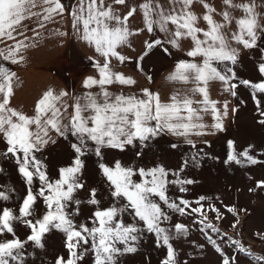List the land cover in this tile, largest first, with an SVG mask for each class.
Returning a JSON list of instances; mask_svg holds the SVG:
<instances>
[{
  "label": "snow or ice",
  "instance_id": "6c2138e0",
  "mask_svg": "<svg viewBox=\"0 0 264 264\" xmlns=\"http://www.w3.org/2000/svg\"><path fill=\"white\" fill-rule=\"evenodd\" d=\"M126 3L127 0H112L110 4H106L105 0H75L71 9L66 10L61 0H0V44L13 41L6 47H0V60L12 64L24 62V53L32 46L26 42L31 38L26 35L24 21L35 18L37 28L33 31L39 36V29L44 28L46 22H54L57 16L63 18L65 15L71 19L75 38L93 48L99 57L93 60L99 78L90 76L83 81V88L89 91L72 96L66 91L57 93L50 88L37 101L33 116L11 107L16 73L0 65V137L7 145L4 155H11L15 159L18 172L29 186L18 214L7 207L0 209V236L6 233L15 236L14 225L19 222L30 229L27 240L43 248L45 235L53 229L59 230L64 233L69 256L67 259L58 257L56 264H79L89 250L94 253V264H116L118 255L137 251L133 245L140 239L142 232L139 222H143L147 232L154 233L167 246V258L162 264H176L175 250L170 243L173 230L161 226L170 217L155 198L181 215L199 214L202 217L200 223L203 224L207 220L202 203L204 197L197 201L200 206L193 208L188 200L181 199L177 203L167 194L169 184L191 185L194 181L180 179L183 167L179 171L170 172L163 166L150 169L124 167L119 160L113 167L99 163L111 196L117 202L123 200L126 203L120 207L101 209L96 199V190L92 189L88 203L97 206L91 217L92 226L78 225L68 208L75 205L73 212L79 213L80 201L75 193L85 186L80 177L84 168L82 157L86 154L89 141L95 145L94 154L101 160L106 149L124 151L137 141L144 145L161 133L183 137L188 145L195 148V141L191 137L211 134L210 129L224 131L223 120L228 115L229 105L227 101L221 104L211 99L209 89L212 82H219L231 96H236L235 89L239 85L252 89L258 109L260 100L256 99V95L264 94V81L253 83L241 80L234 70L240 60V48L234 44L254 49L258 40L264 36V16L257 12L255 0L247 3L223 0L224 10L218 13L222 17L221 21L215 19L216 9L207 0H167V7L160 0H144L139 8L130 5L127 13L121 15L114 5ZM194 3L201 4L205 9L202 16L192 11ZM232 9L240 10L243 15L235 18ZM138 11L143 17V27L133 30L129 20ZM233 21L237 31L229 34L225 29ZM201 22L207 25L206 29L199 26ZM144 31L153 36L159 31L164 34V39L145 41V52L136 62L141 72L144 57L154 48L159 47L165 54L171 55L169 46L179 51L182 50L181 41L192 42V48L186 53L191 59L178 61L174 71L167 77L171 82L191 84L192 87L176 90L169 102H163L158 92L154 93L147 88L142 90L140 96L125 95L123 92L117 94L109 90L113 84H136L134 78L116 71L113 61L120 64L130 61L131 58L123 55L120 49L130 47L131 38ZM56 35L64 37L68 33L57 32ZM197 57L202 58L200 63L196 62ZM258 70L264 75V63L259 64ZM147 79L151 81L152 77L148 75ZM235 81H239V84ZM97 87L98 92L91 91ZM196 96L200 99H194ZM260 115L264 117V111H260ZM205 116H211L213 122L206 123ZM259 123L264 124V119ZM52 133L64 139L71 135L77 141L71 144L75 153L72 164L60 168L56 180L49 178L46 166L36 155L49 143L56 142ZM172 147L177 145L173 144ZM228 148L226 163L234 161L240 164L241 158L251 164L260 163L249 155L248 149L238 153L233 141L228 142ZM140 154L137 152L138 156ZM187 163V160L184 161V165ZM137 175L141 177L140 182L133 180ZM170 175L176 179L169 180ZM34 179L40 184L35 192L32 190ZM258 186L264 187V181L258 182ZM180 190L187 189L181 187ZM38 198L43 199L46 210L40 218L33 219ZM8 199L7 193L0 192V201ZM210 208L217 213L216 218L220 219L219 210ZM187 209L190 212H186ZM228 210L234 211L231 208ZM124 213L137 218V223L125 224L120 218ZM206 227L214 233L220 232L211 223ZM174 233L185 236L188 228L176 224ZM205 235L222 256V264H236V260L225 255L211 235L207 232ZM229 239L239 252L246 253L255 264H264V256L254 255L240 241ZM120 244L124 245L123 249L117 246ZM24 246L25 242L19 238L0 241V264H11L12 261L23 264L21 252Z\"/></svg>",
  "mask_w": 264,
  "mask_h": 264
},
{
  "label": "rangeland",
  "instance_id": "374dc122",
  "mask_svg": "<svg viewBox=\"0 0 264 264\" xmlns=\"http://www.w3.org/2000/svg\"><path fill=\"white\" fill-rule=\"evenodd\" d=\"M68 59L64 60L67 66ZM261 63H264V36L261 37L256 48L248 49L240 57L234 70L241 80L261 82L264 81V75L258 70ZM235 82L239 84V81ZM235 91L237 93L234 96L235 109L230 126L215 139L195 144V148L159 135L145 142L144 145L137 141L134 145L127 146L124 151L106 149L101 160L94 154V146L88 144L86 154L82 157L84 168L80 177L85 186L75 193V197L80 201L79 213L73 212L75 205L68 208L69 213H73L75 223L92 226L91 217L97 208L96 205L88 203L92 189L96 190V199L99 200L101 209L120 207L126 203L123 200L117 202L111 196L109 184L101 173L99 163L113 167L119 160L124 167L150 169L163 166L170 172L179 171L183 167L180 179H190L194 183L169 184L167 194L177 203L181 199L188 200L193 208L199 207L197 201L204 197L202 203L207 220L202 224L200 223L202 217L199 214L181 215L173 212L155 198L170 217V220L164 221L161 226L173 230L170 243L175 250L176 264H222V256L208 242L205 232L216 240L225 255L236 260V264H255L246 253L239 252L229 238L240 241L254 255L264 256V187L258 186V182L264 181V124L259 123L264 119L260 115V111H264V94L256 95V99L260 100L258 109L252 96V89L239 85ZM229 141L235 143L238 153L248 149L249 155L260 163L251 164L243 158L240 164L234 161L226 163ZM76 142L75 137L69 135L67 139L61 138L42 152L36 153L37 158L46 166L51 180L59 178L60 168L72 164L75 153L71 144ZM173 144L177 147L173 148ZM6 148L7 146L0 144V192L7 193L9 199L0 201V209L7 207L18 214L29 186L18 172L15 159L11 155H4ZM137 152L141 154L138 156ZM186 160L188 163L184 165ZM168 179L174 180L176 177L170 175ZM133 180L140 182L141 177L134 176ZM39 187V181L34 179L32 190L35 192ZM181 187L187 190L181 191ZM210 206L219 210L220 219L216 218L217 213L212 211ZM230 208L234 211L230 212L228 210ZM45 210V202L42 198H38L33 219L40 218ZM186 212H190V209ZM120 218L125 224L137 223V218L130 213H124ZM208 223L214 225L220 232H212L206 227ZM176 224L185 225L188 228L187 235H175ZM138 226L142 232L140 239L133 245L137 251L118 255L116 264H162L167 258V246L163 245L154 233L147 232L143 222H139ZM14 231L15 236L6 233L0 236V241L19 238L25 242L21 252L23 264H56L58 257L67 259L69 256L65 247L64 233L59 230L53 229L45 235L43 248L36 247L27 240L30 235L27 226L17 222ZM117 246L124 248L122 244ZM11 264L17 262L12 261ZM79 264H94V253L90 250L86 252Z\"/></svg>",
  "mask_w": 264,
  "mask_h": 264
},
{
  "label": "crops",
  "instance_id": "0c3cea01",
  "mask_svg": "<svg viewBox=\"0 0 264 264\" xmlns=\"http://www.w3.org/2000/svg\"><path fill=\"white\" fill-rule=\"evenodd\" d=\"M61 2L65 5L66 10H70L75 0H61ZM143 2L144 0H127L125 5H114V7L121 15H124L129 10L130 5L139 8V5ZM235 2L247 3L250 2V0H235ZM105 3L110 4L112 0H105ZM160 3L167 7V0H160ZM207 3L215 7L217 13L215 19L221 21L222 17L218 13L224 10L223 0H207ZM255 3L257 5V12L264 16V0H255ZM192 11L198 16H202L205 13V9L199 3H194L192 5ZM231 12L237 19L243 15L238 9H232ZM142 20V14L138 11L136 15L130 18L129 26L133 30L142 28ZM23 23L27 29L26 35L31 38L26 42L32 45L24 53V62L12 64L0 60V65L15 72L17 77L14 83V96L11 100V107L28 116H33L35 114L37 101L41 98L43 93L50 88L54 89L57 93L62 90L66 91L72 96L83 95L89 91L83 88V81L90 76L99 78L97 69L94 67L93 63V60L99 59V57L93 48L75 38L70 17L67 15L63 18L57 16L54 22H46L45 27L39 29V36L33 31V29L37 28L35 18L26 20ZM199 26L205 29L207 28V25L203 22H201ZM225 31L229 32V34L237 31L235 21H233L230 27L225 29ZM57 32H67L68 35L61 37L56 35ZM23 38L24 37H19V39ZM155 38L164 39V34L157 31L156 36H153L147 31H144L131 38L130 47L125 46L120 49L123 55L131 59L124 64H120L118 61L114 60L113 67L116 71L134 78L136 84L133 86L113 84L109 86L111 92L117 94L123 92L125 95L135 94L140 96L142 90L147 88L154 93L158 92L163 102H169L170 97L176 90H185L192 87L191 84L186 85L179 82H171L167 79L169 74L174 71L178 61L191 59L186 55L187 51L192 48V42L190 40L181 41L182 50L179 51L169 46L171 55L165 54L159 47L154 48L142 61L143 72L138 70L136 62L137 58L145 52V41H152ZM259 41L260 40H258V42ZM12 43L13 41H7L6 44H0V47H6ZM234 46L240 48V57L248 50L239 45L234 44ZM66 58H69L68 66L67 63H64ZM201 59L202 58L197 57L196 62L200 63ZM148 75L152 77L151 81L147 79ZM91 91L98 92L99 88H93ZM209 91L211 99L218 100L221 104L225 101L228 102V115L223 120L225 131L230 126L233 119L235 98L225 92L219 82H212ZM194 99L199 100L200 97L196 96ZM69 103H71V101H69ZM71 111L72 109L69 108V112ZM204 119L208 124L213 122L211 116H205ZM224 131H214L210 129L209 132L211 134L199 137L193 136L191 138L195 141V144H202L215 139ZM52 135L56 142L62 138L56 137L55 133H52ZM160 135H163L171 141L187 144L183 137H177L169 133H161ZM0 144L7 146L2 137H0ZM52 144L54 143H49L44 149L50 147ZM88 144L95 147L91 141H89Z\"/></svg>",
  "mask_w": 264,
  "mask_h": 264
}]
</instances>
